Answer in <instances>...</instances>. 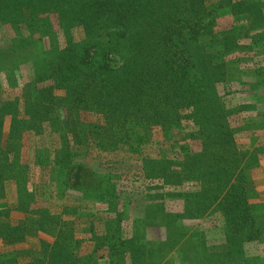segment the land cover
Here are the masks:
<instances>
[{
	"label": "rangeland",
	"instance_id": "rangeland-1",
	"mask_svg": "<svg viewBox=\"0 0 264 264\" xmlns=\"http://www.w3.org/2000/svg\"><path fill=\"white\" fill-rule=\"evenodd\" d=\"M48 1H0V102H17L3 119L1 141L17 145L12 163L28 169L19 180H5L2 195L0 190V209L8 210L0 216V264H188L203 259L204 264H264V50L230 54L227 79L217 83L218 89L211 78L221 105L240 109L231 116L229 111L226 122L235 150L231 181L245 174L247 222L217 203H203L197 194L202 183L193 167L205 150L194 119L197 103L170 106L169 112L173 106L177 110L169 123L154 124L149 135L122 105L113 120L104 110L72 107L67 97L78 83L88 85L83 76L93 75L88 70L93 67L82 62L83 45L98 39L102 47L93 46L91 55L101 57L110 34L122 32L123 26L113 23L102 27L99 37H89L81 12L66 3L54 10ZM9 8L19 16L16 24L4 23ZM217 11L215 31L237 24L232 14ZM13 12L7 13L12 20ZM241 43L252 44L245 36ZM62 53L74 60L65 67L77 69L69 82L64 74L58 82L38 76L44 68L58 67ZM112 58L111 67L119 68L123 61ZM106 73L94 75L108 90L115 79ZM30 84L34 90L27 101ZM39 87L46 91L42 99ZM15 117L19 120L12 124ZM129 127L130 138L123 134ZM128 142L141 143V151L134 153ZM231 220L241 228L238 232ZM25 222L24 232L19 228Z\"/></svg>",
	"mask_w": 264,
	"mask_h": 264
},
{
	"label": "trees",
	"instance_id": "trees-1",
	"mask_svg": "<svg viewBox=\"0 0 264 264\" xmlns=\"http://www.w3.org/2000/svg\"><path fill=\"white\" fill-rule=\"evenodd\" d=\"M15 1L29 2V0ZM64 3L68 5V9H75L82 13L83 25L86 27L87 33L93 35L89 37H99L100 33L97 32L102 27H108L113 23L123 26L122 32L110 34L108 46L104 48L108 51L103 52L101 57L91 55L93 46L96 47V50L102 47L98 39L93 44L83 45L85 52L82 53L84 55L82 62L93 67L88 69L93 72V75L83 76L88 85L83 86L82 83L80 85L78 83L74 87V92H71L67 97L72 107L104 110L107 120L109 118L113 120L114 116L116 119L119 118L120 111L117 106L122 105L129 110L127 112L131 117L133 115L136 117L132 118L133 120H139L144 125L142 134L149 135L154 124H163L166 127L169 123L177 110L173 106L169 112L170 106L178 105L185 108L192 105L193 102L197 103L196 117L194 118V114L192 116L200 126L199 136L203 138L205 148L202 153L203 158L196 161L193 167V176L202 183V188L197 194H200L203 203L209 201L217 203L218 208H221L229 216L232 212H237L241 221H250L251 215L246 199L248 194L243 189L245 180H242L241 177V175H245L244 171L240 173L235 182L231 181L235 173L232 165L235 163L233 158L235 150L231 144L229 145L233 140V129L230 127V123L226 122V117L229 113L231 116L235 112H239L240 109L227 110L223 107L219 102L220 96L218 93L215 94V85L217 88V83L227 79L225 68L227 57L230 54L237 50L253 48L264 50V0L48 1V4H52L50 8L53 7L54 10L63 6ZM15 6L17 5L12 7ZM219 8L225 13L232 14L237 24L224 30L215 31L214 25L219 16L217 13ZM1 9L0 5V12ZM14 10V8H9L4 11L6 13L4 15L7 17L4 18V23L16 24L19 21V16L15 15ZM12 12L14 20L7 14ZM244 36L251 39V45L244 46L241 43ZM93 53L95 54V52ZM112 55L115 57V63L120 59L123 61L119 68L111 67L113 65ZM79 56L77 54L74 57L78 58ZM60 58L62 59L60 63H57L58 67L53 64V68L52 66H49L48 69L44 68L38 76L44 79L53 76L58 82L64 74L69 82L72 73L77 69L74 65L69 68L65 66L74 60L69 54L63 53L60 54ZM5 70L10 72L13 68L7 67ZM103 70H107L106 75H113V79H115L113 83L117 86L114 85L107 90L103 78L99 77L103 84L98 82L99 80L97 77L95 78L94 74L105 75ZM211 78L215 85L212 84ZM61 84L62 82H60ZM211 87L212 97L209 95L210 99H208L207 91ZM31 88L30 84L25 89L27 101L34 90ZM77 89L78 91H76ZM36 93L42 99L46 91L39 87ZM205 93L206 99L203 98ZM258 93L260 94V92ZM90 98L96 99V102H90L93 103V106L88 103ZM202 101L206 102L201 104ZM16 105L17 102L13 100L0 102L1 195L5 190V180H19V177L22 178L24 174L28 173V169L24 171L22 166L16 167L12 163L10 155L15 152L17 145H13L9 140L7 144L1 141L3 119L11 113L13 108L15 109ZM106 105L109 108H106ZM177 115L179 116V112ZM16 120L19 119L15 117L12 124ZM125 120L127 118H124ZM130 128L123 129L124 136L129 134ZM127 144L134 153L141 151V143L139 146L129 142ZM190 157H193V153L187 156V158ZM209 157L212 159L210 160ZM155 163L161 166L159 168H163L159 160H156ZM23 180L26 181V179ZM209 187L211 193L208 191ZM200 210L201 208H199ZM3 214H8V210L0 209V216ZM8 224L10 227L13 226ZM21 224L24 227L19 229L25 232L26 222ZM231 224H235V221L231 220ZM235 226L233 225V229L238 232L241 228ZM7 232L9 235H14L12 228H9ZM64 249L67 250L66 247ZM55 254L56 251L51 254L52 259ZM203 260L206 262L205 259ZM203 260L196 262L188 260V264H204ZM148 262L155 263L151 260Z\"/></svg>",
	"mask_w": 264,
	"mask_h": 264
}]
</instances>
